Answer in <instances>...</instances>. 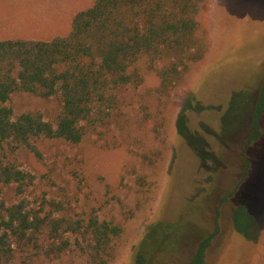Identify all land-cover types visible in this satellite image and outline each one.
Returning <instances> with one entry per match:
<instances>
[{"label": "rangeland", "instance_id": "obj_1", "mask_svg": "<svg viewBox=\"0 0 264 264\" xmlns=\"http://www.w3.org/2000/svg\"><path fill=\"white\" fill-rule=\"evenodd\" d=\"M15 1L0 0V38L18 31L51 37L45 21L36 25L37 14L45 11L55 14L65 34L69 15L92 2ZM200 31L208 37V51L168 97L145 96L134 110L127 108L119 129L103 136L91 133L79 144L38 141L42 159L17 153L35 175L26 193L31 203L53 196L70 202L72 211L95 209L100 219L121 225L108 264L137 259L186 264L215 221L218 232L207 247L205 264H264V113L261 136L248 149L245 174L241 155L250 130L247 103L250 110L264 79V0H209ZM155 83L149 76L148 87ZM5 104L14 115L40 109L47 119L60 109L54 97L24 92L12 94ZM5 199H16L13 187L6 189ZM240 206L244 213L238 222L250 235L256 233L254 239L234 226L233 212ZM37 264L85 262L72 251Z\"/></svg>", "mask_w": 264, "mask_h": 264}, {"label": "trees", "instance_id": "obj_2", "mask_svg": "<svg viewBox=\"0 0 264 264\" xmlns=\"http://www.w3.org/2000/svg\"><path fill=\"white\" fill-rule=\"evenodd\" d=\"M208 6L209 0H92L72 15L63 35L47 40L0 39V264H37L72 251L85 264H108L114 259L121 225L100 219L95 209L72 211L70 202L53 196L31 203L26 193L35 175L21 164L17 153L42 159L38 141L79 144L88 134L103 136L119 129L127 108L134 110L140 99L168 97L208 51V37L200 31ZM149 76L156 80L151 88ZM18 92L54 97L60 109L51 119L40 109L14 115L5 103ZM247 108L251 116L241 151L244 174L249 146L261 136L264 79ZM9 187L16 196L12 202L5 199ZM240 213L242 206L233 212L235 228L254 239L256 233L250 235L239 224ZM217 232L215 221L186 264H205L207 247ZM151 237L158 239L154 232Z\"/></svg>", "mask_w": 264, "mask_h": 264}, {"label": "crops", "instance_id": "obj_3", "mask_svg": "<svg viewBox=\"0 0 264 264\" xmlns=\"http://www.w3.org/2000/svg\"><path fill=\"white\" fill-rule=\"evenodd\" d=\"M8 1L9 2H13V1L16 2L15 0H8ZM7 4L8 3H6L5 5H7ZM3 8L6 9V10H9L7 7H3ZM20 11H21V14L24 15V8H23V6L20 7ZM46 13H47V11H45V13L43 12V15L41 17H39L38 14H37L38 21H37L36 25L38 27V25H39V23L41 21H45V23L47 24V26H45L46 27V30L49 29V31H52V33H53L51 35V37H49V38H42V37H39V36L37 37V36L31 35V34H21V32L18 31V32H16V34H13V35H9V34L4 35L3 34V36H1L0 39H2V38H27V39H42V40H47V39L53 38L54 36L63 35L62 34L63 33L62 29L60 30L59 27H57L58 24L56 22H54L55 14L54 15H47ZM73 14L69 15V17L67 18V22L69 21V26H70V22H71V18H72V15ZM68 29H69V27H68Z\"/></svg>", "mask_w": 264, "mask_h": 264}]
</instances>
